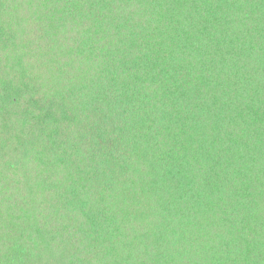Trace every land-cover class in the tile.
I'll return each instance as SVG.
<instances>
[{"label": "trees", "instance_id": "trees-1", "mask_svg": "<svg viewBox=\"0 0 264 264\" xmlns=\"http://www.w3.org/2000/svg\"><path fill=\"white\" fill-rule=\"evenodd\" d=\"M0 264H264V0H0Z\"/></svg>", "mask_w": 264, "mask_h": 264}]
</instances>
